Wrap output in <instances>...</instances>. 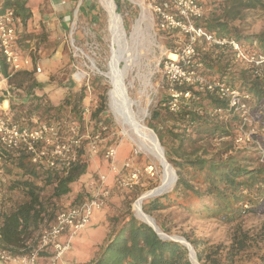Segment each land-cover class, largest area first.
<instances>
[{
    "label": "trees",
    "instance_id": "obj_1",
    "mask_svg": "<svg viewBox=\"0 0 264 264\" xmlns=\"http://www.w3.org/2000/svg\"><path fill=\"white\" fill-rule=\"evenodd\" d=\"M26 1L6 0V4L16 7L24 23L32 16ZM226 1L222 13L204 17L199 24L217 35L233 33L238 40L255 41L264 55V31L242 36L234 32L231 25V20L244 9H264V0ZM196 49L202 73L216 74L229 84L251 93L252 111L257 115L261 128L254 137L264 145V73L260 75L251 69L233 71L229 64L231 51L220 50V54L214 56L212 49L204 50L201 46ZM3 71L8 72L5 66ZM68 77L59 85L66 90L65 97L59 103H53L44 93V83L39 81L35 71L22 68L9 76L8 93L3 97L9 103L6 117L29 128L55 121L62 127L71 118L83 121L86 87H77L72 73ZM193 92L196 98L180 111L172 112L158 106L151 113L148 126L157 132L166 147L167 159L177 169L178 180L168 192L144 202L143 211L152 213L154 210L177 207L188 212L203 211L208 216L231 223L250 211L263 210L264 163L257 157L252 147L254 143H248L250 147L236 144L240 115L230 110L227 102L215 93L205 90ZM106 96L104 91L101 107L92 113V117L98 118V114L105 109ZM218 108L220 112L216 111ZM1 158L11 174L9 190L12 194L9 196L10 206L0 212V245L16 253L27 248L25 237L31 233V228H40L46 217L50 224L53 223L58 212L92 197L79 187L80 179L90 168L81 148L75 159L59 160L56 167L33 163L30 154L23 150H5ZM17 189L22 192H17ZM63 198L69 202L66 206L59 205ZM44 255H49L50 261L52 251L43 249L38 257L39 263ZM197 256L203 261L204 257L198 251ZM91 264L193 263L188 247L179 241L161 238L152 226L129 210L114 227Z\"/></svg>",
    "mask_w": 264,
    "mask_h": 264
},
{
    "label": "rangeland",
    "instance_id": "obj_2",
    "mask_svg": "<svg viewBox=\"0 0 264 264\" xmlns=\"http://www.w3.org/2000/svg\"><path fill=\"white\" fill-rule=\"evenodd\" d=\"M200 1L204 5V17L207 18L212 14L222 13L227 4L226 0ZM115 2L118 4L117 10L124 20L126 33L123 32L119 25L124 40L133 32L134 26L138 24L137 21L141 18L143 11L141 3L148 8L146 11L149 13V17L140 22L141 29L137 33L140 44H138V47L140 46L138 49L140 51V58L133 72V75L140 73L142 76L149 78L151 83L148 88V96H143L144 104L148 105L147 117L145 119L148 125L149 119L152 116L151 113L155 107L168 108L166 107L168 86L163 73V62L171 52L176 53L180 51L184 36L177 32L170 33L160 30L156 21L150 17L152 12L147 7L148 1L146 0H115ZM67 6L68 10L62 17H59L60 22L57 21L58 28H60L59 33L55 32L53 36L51 34L46 36L45 33L37 36L28 34V37L30 36L34 40V44L23 55L32 58V67L27 68L30 71H35L36 73L34 68L38 65L42 67L43 71L36 73V76L39 81L44 83V93L50 98L51 102L59 103L65 97L66 90L59 85L68 80L70 73H72L77 87L82 85L86 87L87 97L85 99L86 107L83 112V121L72 118L71 120L67 119L64 122L65 126L62 125V127L57 121L45 123H57L60 133H62V136L66 140L73 138L72 126H75L76 140L78 142H76V145H73V148L77 149V153H79L80 148L83 149L84 156L90 165L88 173L79 182V187L84 190L87 196H93L101 189H105V187L110 191V198L106 206L98 211L99 220L108 231L107 236L102 242V248L107 242L110 233L114 230V227L122 221L123 216L129 210L133 211L135 216L141 219L137 216V211L134 209L135 203L141 194L152 190L162 183L164 167L154 156H150L137 147L127 135L121 123H118L115 116H113L109 104L111 84L106 75L100 73L92 65V62H94L96 67L101 70H108V63L113 54L111 49L112 51L114 49L116 56L120 54L118 36L115 35V32L114 36L113 34L111 35L113 23L110 20V14L104 5V1L67 0ZM30 7L32 8L34 17L37 19L40 17L52 19L55 16L53 10L41 12L40 6L37 5V0H31ZM231 25L235 29L234 32L242 36L259 34L264 31V9H244L237 17L231 20ZM229 35L237 38L233 33L227 36ZM238 42L247 57L239 59L234 55L232 48L225 49L228 52H232V60L229 63L231 65L230 68L236 72L251 69L255 73L257 72L262 75L264 73V61L261 64L256 63L259 55L262 54L256 47V42L250 43L244 38L238 40ZM197 46H201L204 50L215 49L208 47V44L205 42H199ZM211 51L214 56L219 55L221 52L218 51L216 53L214 50ZM201 66L202 64H200L198 70L202 73L200 70ZM255 66L257 67L256 69ZM204 75L206 77H219L216 74ZM135 81L136 87H134L132 93L134 96H138L140 95V79L137 77ZM104 91L107 94L105 109L98 114V118L92 117V113L101 107V96ZM252 110L253 99L251 100ZM252 115V121L247 122V124H243L240 117L236 144L241 147H250L248 143H254L252 147L256 150V155L260 159V162L264 163V145L258 138L254 137V134H257L261 128L254 111H252ZM100 122L107 125V128L102 134V140L97 144V150H94L90 144L91 136L98 130ZM108 147H113L117 150L114 163L118 166V172L123 166V162L128 158H131L135 167L140 169L139 181L135 186L126 187L120 184L121 174L112 169L111 159L106 156ZM116 159L119 164L116 163ZM175 170L177 173L176 168ZM10 175L9 168L3 163L2 158H0V212L4 211L11 204V201H9V196L12 194L9 190ZM101 176H104L105 182H102ZM16 191L20 192L21 190L17 189ZM149 199H145L144 202ZM67 204L69 202L64 198L59 202L61 206H66ZM94 214H96V211ZM148 214L155 218L157 225L164 232L170 235H180L190 241L194 246L196 257H198L197 251L204 257L203 261H200L198 257L201 264H264V209L250 211L244 214L242 218L231 223L208 216L203 211L188 212L177 207L154 210ZM47 220L46 217L40 228H31V233L25 237V246L27 248L21 249V252L27 253L26 251L30 247L33 249L39 240L43 228L50 224ZM96 222L97 218L95 217L92 225H95ZM88 229L92 230V232L95 231V227L93 226ZM80 234L75 237L80 236L79 238L82 239ZM195 245L197 248H195ZM79 264L87 263L81 261Z\"/></svg>",
    "mask_w": 264,
    "mask_h": 264
},
{
    "label": "built area",
    "instance_id": "obj_3",
    "mask_svg": "<svg viewBox=\"0 0 264 264\" xmlns=\"http://www.w3.org/2000/svg\"><path fill=\"white\" fill-rule=\"evenodd\" d=\"M152 12V19L156 21L158 28L170 33H178L184 36L182 46L177 57L170 55L163 62V73L167 82L168 99L166 107L172 112L180 111L184 105L196 98L193 90H205L227 102L228 108L237 112L243 124L253 119L251 111V93L241 90L234 84H229L219 77H206L199 72L200 62L197 61V44L205 42L208 47L216 51L232 48L234 55L239 58L247 57L241 48L237 38L232 35L221 36L209 32L199 24L204 18L205 9L200 0H146ZM21 25V17L15 7H8L0 12V158L5 150H23L30 154L33 163H44L50 167H56L58 161L66 158H76L75 126H72L73 138L65 139L60 133L59 127L54 123H42L37 128L22 127L6 117L3 105L7 100V81L9 76L32 67V58L23 55L17 48L18 27ZM264 55H259L256 63L261 64ZM3 66L6 71H3ZM36 73L42 72L38 65ZM216 111H221L220 108ZM107 128L103 122L98 124V130L91 136V148L97 150V144L102 140V134ZM117 150L108 147L106 156L111 159L112 169L118 172V166L114 163ZM118 172L121 174L120 184L133 187L140 177V169L135 167L131 158L123 162ZM105 182L104 176H101ZM109 189H101L90 199L63 209L58 212L55 221L43 228L37 244L27 253H16L12 249L0 245V264H39L38 257L43 249H52V257L49 264H60L64 254L72 248L73 238L89 225L95 211L103 209L110 196ZM67 233V239L62 240V234Z\"/></svg>",
    "mask_w": 264,
    "mask_h": 264
},
{
    "label": "bare ground",
    "instance_id": "obj_4",
    "mask_svg": "<svg viewBox=\"0 0 264 264\" xmlns=\"http://www.w3.org/2000/svg\"><path fill=\"white\" fill-rule=\"evenodd\" d=\"M104 5L109 10L110 20H112V33L118 36V41L120 45V54L116 56V52L112 51L111 60L108 63V70H104V74L108 78L111 88L109 91V100H110V109L115 116L118 123H121L125 129L127 135L131 140L139 147L142 151L148 153L150 156H154L158 162L163 164V179L165 180L166 185L170 183L173 185V173L171 167L167 165L164 161L162 149L158 146L156 139L147 130L145 119L147 117L148 105L144 104L143 96H148V88L150 86L149 78L142 76L138 73L136 76L133 75L135 66L139 63L140 51H138L139 40L137 33L141 29L140 22L149 17L147 13L146 6L143 3V11L138 24L134 26L133 32L129 37L124 40V36L120 31L121 26L123 32L126 33L124 28V20L121 18L123 25L121 24L120 18L114 16L113 9L114 4L111 0H103ZM102 3V2H101ZM151 17V16H150ZM143 23V22H142ZM143 29V28H142ZM141 35V34H140ZM153 37V36H152ZM152 40V39H151ZM142 44V43H141ZM140 45V44H139ZM170 56L173 58L177 57L175 52H171ZM143 68V67H142ZM103 71V70H101ZM139 71V70H138ZM136 72V71H135ZM141 72V71H140ZM144 73V71H143ZM147 75V74H146ZM140 79L139 83V93L140 95H133L132 90L136 87V78ZM169 185V186H170ZM144 202V201H143ZM143 202H141L143 204ZM137 214L141 218L151 220L148 215H146L143 209L139 208V202L135 203V208ZM145 212V213H144Z\"/></svg>",
    "mask_w": 264,
    "mask_h": 264
},
{
    "label": "crops",
    "instance_id": "obj_5",
    "mask_svg": "<svg viewBox=\"0 0 264 264\" xmlns=\"http://www.w3.org/2000/svg\"><path fill=\"white\" fill-rule=\"evenodd\" d=\"M30 3L31 0L26 1L27 7H30ZM37 5L40 6L41 12L53 10L55 16L52 19H46L44 17H40L37 19L34 17V13H32V16L27 19L25 23L21 19V25H19L18 27L19 40L17 43V48L20 52H22V54L26 53L28 49L32 48L34 44V40L31 39L30 36L28 37V34L31 36H37L45 33L46 36H48V34H51V36H53L55 32L59 33L60 28H58L59 26L57 25V21L60 22L59 17H62V15L68 10L67 0H37ZM8 7L14 6L11 4H6V0H0V12H3ZM8 108L9 103L8 101H6L3 105V109L7 111ZM116 163L119 164L117 159ZM98 213L99 212L96 211V214H94L97 218V222L95 223V225H92L93 220H95V217L93 215L89 225H87V227L82 230L81 234V231L77 234H80L82 236V239L79 238L80 236L73 238V248L69 252L64 254L63 258L60 260V264H79V262L81 261H84V263L87 264L92 263L93 259L99 252L98 250L102 246L103 240L108 234L107 228H105L103 226L104 224H101L99 220ZM91 226L95 227L94 232L88 229L91 228ZM61 239H67V233L62 234ZM50 251H52V249H50ZM48 260L49 255H44V257L40 259L39 264H49L50 262Z\"/></svg>",
    "mask_w": 264,
    "mask_h": 264
},
{
    "label": "water",
    "instance_id": "obj_6",
    "mask_svg": "<svg viewBox=\"0 0 264 264\" xmlns=\"http://www.w3.org/2000/svg\"><path fill=\"white\" fill-rule=\"evenodd\" d=\"M111 1L114 4L113 14H114V16H117L118 18H120L121 24L123 25V22L121 20V15H120V13L117 10L118 4H116L115 0H111ZM92 65L95 68H97L100 73L104 74V71H101L100 68L96 67L94 62H92ZM146 127H147V130L150 131V133L156 139L158 146H160V148L162 149L164 161L172 169L173 178H174L172 180L173 181L172 183L174 185L177 182V180H178L177 173H176V170H175L174 166L172 165V163L167 160V157H166V154H165V147L162 146L157 132L154 131V129L152 127L150 128L148 125H146ZM169 185H170V183H169ZM169 185L168 184L166 185L165 180L163 179V181H162V183L160 185L154 187L152 190L146 191L143 194H141V196L137 200V202H139V208L143 209V204L141 202H143L145 199L153 198L154 196L162 195V194L168 192L173 187V185L172 186L171 185L169 186ZM145 214L148 215V217H150L151 220H147V219L141 218V216H139V214H137V216H139L144 222H146L147 224L152 226L158 232V234L160 235L161 238L168 239V240L173 239V240H176V241H179V242L183 243L189 249V257H190L192 263L193 264H201L199 262V260H198V257H196V252H195L194 246L191 244L190 241L186 240L184 237H182L180 235H176V234H171L170 235V234L164 232L161 229V227L157 225L155 218H153L147 212Z\"/></svg>",
    "mask_w": 264,
    "mask_h": 264
}]
</instances>
